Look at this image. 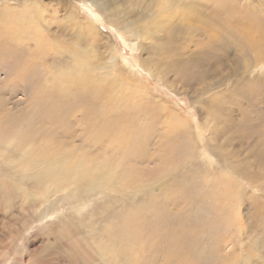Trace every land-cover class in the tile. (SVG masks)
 Here are the masks:
<instances>
[{
    "label": "rangeland",
    "instance_id": "374dc122",
    "mask_svg": "<svg viewBox=\"0 0 264 264\" xmlns=\"http://www.w3.org/2000/svg\"><path fill=\"white\" fill-rule=\"evenodd\" d=\"M0 11V151L77 145L124 183L122 203L67 190L43 204L30 184L10 189L0 165V264H264V0ZM66 65L88 91L63 79L57 92Z\"/></svg>",
    "mask_w": 264,
    "mask_h": 264
},
{
    "label": "bare ground",
    "instance_id": "6f19581e",
    "mask_svg": "<svg viewBox=\"0 0 264 264\" xmlns=\"http://www.w3.org/2000/svg\"><path fill=\"white\" fill-rule=\"evenodd\" d=\"M0 13L4 14L1 11ZM34 31L36 33L37 30ZM44 31H46V29H44ZM44 40V37H41V40L37 42L36 45L44 47L47 45ZM56 53L60 55L62 51H56ZM70 54L74 60V64H77L78 61L82 60V58H79L78 55H74L77 54L76 52L70 51ZM87 70L90 69L87 68ZM78 71H80L79 68L74 65H66L62 67L61 72L54 77L55 82L53 83L58 93L63 95L67 92V88H65L66 85H61L63 79H67L66 83H70L69 85L76 84V86H79L84 84L86 86L83 88L85 89L84 91L89 89L88 85L90 81L87 80L89 77L85 75V73ZM68 77H72V79L68 80ZM74 137L68 138L64 141L66 146L71 145ZM75 141L76 140H74V143ZM7 145L8 143L2 146L7 147ZM61 145L56 143L47 145L44 141L37 147L32 145L29 149H24L23 145L18 146L15 144V146H12V149L7 153L1 150L2 152H0L2 155H0V165H5L6 167L7 182H9L10 189L22 192L24 190L23 186L30 184L32 192L34 191L36 194L39 192V194H35L33 196L39 198L43 204L51 203L52 199L56 197V195L66 192L67 190H69L66 195L67 201H72L76 198H83L88 196V194L91 195V193H97V195L100 194L103 198L109 199V203H112V201L115 202V200L119 203L123 202L120 198L114 197L115 194L121 193L123 190L124 183L123 180L120 179L123 178L122 174L117 173L116 170L104 161L92 162L91 160H88L85 156H83L84 153H79L81 151H78L80 149L77 145H74L73 147H63ZM82 145L84 144L82 143ZM31 191L26 190V193L24 192L25 199L32 196L29 193ZM109 194L114 195L111 197ZM119 195L120 194H118V196ZM113 204L115 203H112V205ZM137 209L139 210V208ZM121 212L122 214H125L122 221H128L130 216L128 213L131 212L130 206H124ZM118 215V218H122L120 213H118ZM115 229L117 235L116 237L119 238V240H123L122 234L124 235V231H122V227L116 225ZM108 244L109 242L107 245Z\"/></svg>",
    "mask_w": 264,
    "mask_h": 264
}]
</instances>
